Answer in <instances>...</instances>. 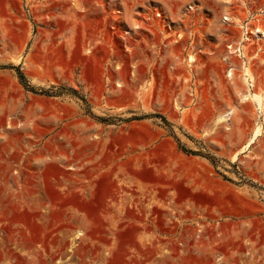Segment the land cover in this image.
<instances>
[{
    "label": "rangeland",
    "instance_id": "rangeland-1",
    "mask_svg": "<svg viewBox=\"0 0 264 264\" xmlns=\"http://www.w3.org/2000/svg\"><path fill=\"white\" fill-rule=\"evenodd\" d=\"M246 25L264 0H0V264H264Z\"/></svg>",
    "mask_w": 264,
    "mask_h": 264
},
{
    "label": "bare ground",
    "instance_id": "bare-ground-1",
    "mask_svg": "<svg viewBox=\"0 0 264 264\" xmlns=\"http://www.w3.org/2000/svg\"><path fill=\"white\" fill-rule=\"evenodd\" d=\"M226 20H228L227 18H225L224 19V21H226ZM252 34H255L256 35V38H258V40H260V41H264V31H262L261 29H256L255 31H253L252 32ZM247 40V38L246 39H244V41H246ZM229 49H232V48H229ZM230 54H232V53H230ZM241 57H243L244 59H247V56H246V54H245V51L243 52L242 50H241ZM246 66V65H245ZM248 72V71H247ZM231 75V74H230ZM232 76V75H231ZM230 76V77H231ZM248 76V75H247ZM247 76H245V77H247ZM233 78V77H232ZM247 81H248V83H249V81H254L252 78H249V79H246ZM255 100L257 101V103H258V106H259V109H262V110H264V107H263V103H262V98L260 97V96H258V97H256L255 98ZM258 108V107H257Z\"/></svg>",
    "mask_w": 264,
    "mask_h": 264
},
{
    "label": "built area",
    "instance_id": "built-area-1",
    "mask_svg": "<svg viewBox=\"0 0 264 264\" xmlns=\"http://www.w3.org/2000/svg\"><path fill=\"white\" fill-rule=\"evenodd\" d=\"M158 17H161L162 16V12H158L157 14H156ZM226 17H224L223 19H225ZM248 25V24H247ZM246 25V26H247ZM244 27V26H243ZM247 27H249V28H251V30H249V31H247V33H248V35L246 36L247 37V40L248 41H252L253 39H252V37H250V35H252V27H250V26H247ZM244 33V32H243ZM229 48H233V46L231 45V46H229ZM229 50H231V53L233 54H237L240 58H241V48H236V49H229ZM234 50V51H233Z\"/></svg>",
    "mask_w": 264,
    "mask_h": 264
},
{
    "label": "trees",
    "instance_id": "trees-1",
    "mask_svg": "<svg viewBox=\"0 0 264 264\" xmlns=\"http://www.w3.org/2000/svg\"><path fill=\"white\" fill-rule=\"evenodd\" d=\"M19 75H20L21 80L24 81L25 80L24 75L21 72H19ZM33 91H35V90H33Z\"/></svg>",
    "mask_w": 264,
    "mask_h": 264
},
{
    "label": "crops",
    "instance_id": "crops-1",
    "mask_svg": "<svg viewBox=\"0 0 264 264\" xmlns=\"http://www.w3.org/2000/svg\"><path fill=\"white\" fill-rule=\"evenodd\" d=\"M229 19V18H228Z\"/></svg>",
    "mask_w": 264,
    "mask_h": 264
}]
</instances>
